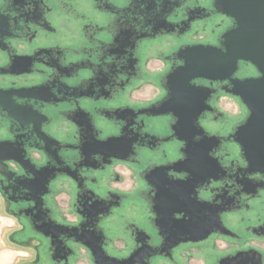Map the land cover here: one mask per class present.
<instances>
[{
    "label": "flooded vegetation",
    "instance_id": "af4514ba",
    "mask_svg": "<svg viewBox=\"0 0 264 264\" xmlns=\"http://www.w3.org/2000/svg\"><path fill=\"white\" fill-rule=\"evenodd\" d=\"M241 1L0 0V211L23 264H264V25L239 26Z\"/></svg>",
    "mask_w": 264,
    "mask_h": 264
},
{
    "label": "water",
    "instance_id": "95a60500",
    "mask_svg": "<svg viewBox=\"0 0 264 264\" xmlns=\"http://www.w3.org/2000/svg\"><path fill=\"white\" fill-rule=\"evenodd\" d=\"M228 14L233 16L239 22V26H242V28L246 26L247 32H249L254 19L258 20V25H264V0H242L240 6L237 7V9L233 6L230 8ZM240 21L243 22V24ZM249 42L250 40H247V45L238 44L227 48V54L225 55L226 59H224L226 68L231 65V61H233L234 64L238 59H251ZM193 50L198 52L196 54V60L193 66H191L195 72L196 70L207 72V58H210L211 67H215V55L213 53L210 56H207L202 48H194ZM187 67L188 65L184 68V71L186 70L190 72V68L187 69Z\"/></svg>",
    "mask_w": 264,
    "mask_h": 264
},
{
    "label": "crops",
    "instance_id": "0c3cea01",
    "mask_svg": "<svg viewBox=\"0 0 264 264\" xmlns=\"http://www.w3.org/2000/svg\"><path fill=\"white\" fill-rule=\"evenodd\" d=\"M12 227V223H1L0 264H23V260H27L24 259L17 248L7 241L6 235L9 231L7 228L11 229Z\"/></svg>",
    "mask_w": 264,
    "mask_h": 264
},
{
    "label": "rangeland",
    "instance_id": "374dc122",
    "mask_svg": "<svg viewBox=\"0 0 264 264\" xmlns=\"http://www.w3.org/2000/svg\"><path fill=\"white\" fill-rule=\"evenodd\" d=\"M1 221H3V222H5V223H7V224H9V223H11V221L6 217V216H4L3 214H2V212L0 211V242H1V223H3V222H1ZM7 230H9V228H7ZM6 230V231H7ZM8 244V243H7ZM24 257V256H23ZM24 259H27L26 257H24Z\"/></svg>",
    "mask_w": 264,
    "mask_h": 264
}]
</instances>
